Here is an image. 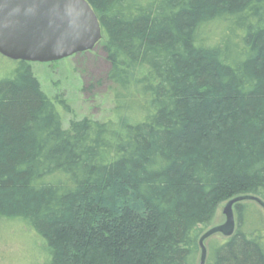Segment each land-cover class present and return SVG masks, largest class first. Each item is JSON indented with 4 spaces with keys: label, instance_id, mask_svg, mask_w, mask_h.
Wrapping results in <instances>:
<instances>
[{
    "label": "trees",
    "instance_id": "1",
    "mask_svg": "<svg viewBox=\"0 0 264 264\" xmlns=\"http://www.w3.org/2000/svg\"><path fill=\"white\" fill-rule=\"evenodd\" d=\"M111 117L62 125L32 62L0 76V223L42 264H199L220 202H264V0H86ZM204 264H264V208L234 205Z\"/></svg>",
    "mask_w": 264,
    "mask_h": 264
},
{
    "label": "water",
    "instance_id": "2",
    "mask_svg": "<svg viewBox=\"0 0 264 264\" xmlns=\"http://www.w3.org/2000/svg\"><path fill=\"white\" fill-rule=\"evenodd\" d=\"M98 16L86 0H0V54L27 62H52L89 51L101 40ZM256 196H238L223 208L225 222L199 239V264L205 263L204 240L215 233L229 236L235 228L234 205Z\"/></svg>",
    "mask_w": 264,
    "mask_h": 264
},
{
    "label": "rangeland",
    "instance_id": "3",
    "mask_svg": "<svg viewBox=\"0 0 264 264\" xmlns=\"http://www.w3.org/2000/svg\"><path fill=\"white\" fill-rule=\"evenodd\" d=\"M10 63L11 60L0 54V76L8 72ZM32 65L49 97L61 94L67 100L71 113L65 112L61 103H55L64 128L72 115L98 119L111 117L113 102L105 79L109 64L100 43L89 51L52 62H32ZM226 202L217 205L209 228L225 222L223 208ZM43 258V246L23 220L2 219L0 264H42Z\"/></svg>",
    "mask_w": 264,
    "mask_h": 264
}]
</instances>
